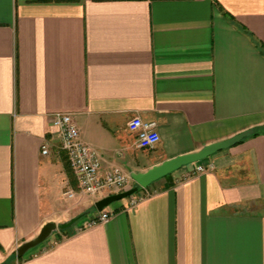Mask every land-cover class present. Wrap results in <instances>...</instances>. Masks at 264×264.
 <instances>
[{"label":"crops","instance_id":"0c3cea01","mask_svg":"<svg viewBox=\"0 0 264 264\" xmlns=\"http://www.w3.org/2000/svg\"><path fill=\"white\" fill-rule=\"evenodd\" d=\"M55 113L125 189L130 173L253 133L88 225L112 192L79 193ZM134 116L155 122L151 148L136 147ZM0 264H264V0H0Z\"/></svg>","mask_w":264,"mask_h":264},{"label":"built area","instance_id":"2783aa9c","mask_svg":"<svg viewBox=\"0 0 264 264\" xmlns=\"http://www.w3.org/2000/svg\"><path fill=\"white\" fill-rule=\"evenodd\" d=\"M51 125L56 128L58 145L66 153L69 166L75 176L76 187L79 193L96 195L104 190L117 193L126 188L127 177L117 168H111L104 174L98 173L100 157L97 150L84 143L78 134V129L68 113H55L50 119ZM128 127L135 131V145L138 148H151L158 140L155 122L142 120L137 116L128 121ZM40 153H47V144L40 145ZM203 168L198 166L196 171ZM63 195L72 196L71 190H66ZM128 197V205L133 206L141 198L132 194ZM110 216V211L103 208L97 211L88 225L105 223Z\"/></svg>","mask_w":264,"mask_h":264},{"label":"water","instance_id":"95a60500","mask_svg":"<svg viewBox=\"0 0 264 264\" xmlns=\"http://www.w3.org/2000/svg\"><path fill=\"white\" fill-rule=\"evenodd\" d=\"M252 133L253 130L248 129L227 139L206 144L197 151L184 153L165 159L158 164L150 166L143 172L130 173V177L135 182V185L120 192L108 194L104 197H101L100 199L94 202L93 206L96 211H99L105 208L110 203L133 194L138 188H146L153 181L164 177L165 175L175 171L181 166L200 161L219 150L226 149L238 143L244 137L249 136ZM78 218L79 216L72 217L68 221L59 224H55L53 222L44 223L33 238L24 241L20 245H18V247L16 248V255L21 256L26 250L42 242L56 228H68Z\"/></svg>","mask_w":264,"mask_h":264},{"label":"rangeland","instance_id":"374dc122","mask_svg":"<svg viewBox=\"0 0 264 264\" xmlns=\"http://www.w3.org/2000/svg\"><path fill=\"white\" fill-rule=\"evenodd\" d=\"M135 193V192H134ZM126 198V197H125ZM113 203V202H112ZM112 203H110L109 205H107L106 207H110V205L112 204ZM105 207V208H106ZM92 212V209H90L87 213L89 214V213H91ZM78 221V220H77ZM76 221V222H77ZM53 234V231H52V233H50V235L47 237V238H49V237H51V235Z\"/></svg>","mask_w":264,"mask_h":264},{"label":"trees","instance_id":"16d2710c","mask_svg":"<svg viewBox=\"0 0 264 264\" xmlns=\"http://www.w3.org/2000/svg\"><path fill=\"white\" fill-rule=\"evenodd\" d=\"M254 133H256V132H254ZM168 177H169V174L164 176L165 179H167ZM169 184H171V183H169ZM61 230L64 231L65 229H61Z\"/></svg>","mask_w":264,"mask_h":264}]
</instances>
